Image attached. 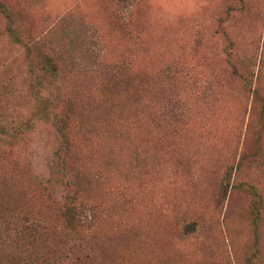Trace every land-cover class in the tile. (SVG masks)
<instances>
[{"label": "rangeland", "instance_id": "obj_1", "mask_svg": "<svg viewBox=\"0 0 264 264\" xmlns=\"http://www.w3.org/2000/svg\"><path fill=\"white\" fill-rule=\"evenodd\" d=\"M8 1L21 29L46 50L65 42L71 28L92 40V59L63 62L56 82L43 81L44 93L57 103L82 93L77 120L86 110L129 125L131 142L121 153L130 183L126 226L106 229L112 238L88 239L95 264L125 260V246L138 249L140 264H248L254 253V263L264 264V206L255 227L248 190L264 201V0H132L126 10L113 0ZM3 25L0 18V99L27 119L33 81L24 48L2 33ZM57 145L53 125L36 122L19 164L50 179ZM93 180L82 185L103 192L104 181ZM54 186L60 201L64 189ZM191 221L196 230L185 234Z\"/></svg>", "mask_w": 264, "mask_h": 264}, {"label": "trees", "instance_id": "obj_2", "mask_svg": "<svg viewBox=\"0 0 264 264\" xmlns=\"http://www.w3.org/2000/svg\"><path fill=\"white\" fill-rule=\"evenodd\" d=\"M113 1L122 10L132 2ZM0 18L4 20L2 33L24 48L35 100L30 116L22 119L5 104L9 101L0 99V264H95V249L88 239L95 235L112 238L111 232H117L123 225L122 214L127 209L128 164L122 162L121 153L124 144L131 142L129 125H123L116 117L105 121L86 110L83 111L86 118L77 120L74 106L80 102L75 99H80L82 93L63 97L60 103L44 93L43 81L56 82L63 74V62L82 66L81 61L84 62L86 56L92 59L91 39L71 28L65 35V42L53 43L46 50L41 41L21 29L17 11L8 0H0ZM65 18L67 16L62 19ZM3 87L0 86V90ZM168 113L171 117L172 111ZM36 122L52 124L57 134L58 145L50 158L51 178L47 180L31 176L28 164L20 165L17 155ZM113 124L120 127L113 128ZM106 142L110 146L105 145ZM135 148L139 151L137 146ZM135 159H139V155ZM66 175L72 178L65 179ZM93 179L95 183L104 181L103 192L93 193L82 185L84 180L94 182ZM230 179L231 172H228L222 185L225 192ZM59 182L64 192L57 201L54 185ZM240 188L245 189L246 184L241 183ZM248 190L254 197L250 216L257 227L264 201L253 187ZM40 204L50 211L42 209ZM117 207L121 210L118 218ZM196 225V221L187 223L184 233L194 234ZM72 236L75 239L70 242ZM128 250L125 246V260L112 258L111 263L140 264L136 262L138 249ZM256 258L254 253L247 263L255 264Z\"/></svg>", "mask_w": 264, "mask_h": 264}]
</instances>
